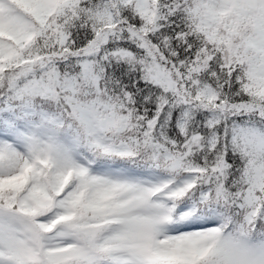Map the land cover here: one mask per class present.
Returning <instances> with one entry per match:
<instances>
[{
    "label": "snow or ice",
    "instance_id": "6c2138e0",
    "mask_svg": "<svg viewBox=\"0 0 264 264\" xmlns=\"http://www.w3.org/2000/svg\"><path fill=\"white\" fill-rule=\"evenodd\" d=\"M0 264H264V0H0Z\"/></svg>",
    "mask_w": 264,
    "mask_h": 264
}]
</instances>
